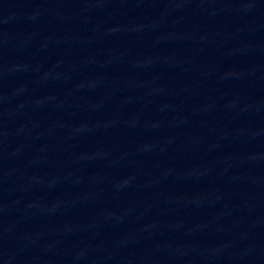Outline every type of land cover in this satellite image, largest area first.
<instances>
[{
	"label": "water",
	"instance_id": "obj_1",
	"mask_svg": "<svg viewBox=\"0 0 264 264\" xmlns=\"http://www.w3.org/2000/svg\"><path fill=\"white\" fill-rule=\"evenodd\" d=\"M0 264H264V0H0Z\"/></svg>",
	"mask_w": 264,
	"mask_h": 264
}]
</instances>
